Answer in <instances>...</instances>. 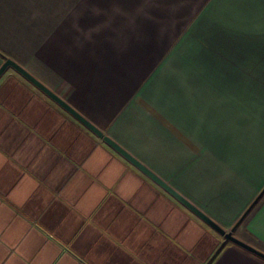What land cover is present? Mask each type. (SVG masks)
<instances>
[{
  "label": "crops",
  "instance_id": "1",
  "mask_svg": "<svg viewBox=\"0 0 264 264\" xmlns=\"http://www.w3.org/2000/svg\"><path fill=\"white\" fill-rule=\"evenodd\" d=\"M11 59L229 230L264 187V0H0ZM233 234L264 253V192ZM0 264H264L11 66Z\"/></svg>",
  "mask_w": 264,
  "mask_h": 264
},
{
  "label": "water",
  "instance_id": "2",
  "mask_svg": "<svg viewBox=\"0 0 264 264\" xmlns=\"http://www.w3.org/2000/svg\"><path fill=\"white\" fill-rule=\"evenodd\" d=\"M11 66L15 70H17L20 74L26 77L29 81H31L34 85L40 88L43 92H45L48 96H50L54 101H56L59 105H61L64 109H66L69 113H71L74 117H76L80 122H82L85 126H87L91 131H93L98 137L102 138L106 143L111 145L114 149H116L120 154H122L126 159L132 162L135 166H137L142 172L152 178L155 182H157L160 186L170 192L174 197H176L179 201H181L186 207L192 210L196 215H198L203 221H205L208 225H210L213 229H215L220 235L224 237L225 240H231L234 243L242 246L243 248L251 251L252 253L264 258V253L255 247L247 244L241 239L237 238L233 232L235 228L239 225V223L244 219L249 210L253 207V205L257 202L259 197L264 192V187L258 193V195L253 199L250 205L245 209L242 215L237 219V221L232 225L229 230L223 229L220 225H218L213 219L204 214L200 209L195 207L192 203L182 197L178 192H176L172 187L163 182L158 176H156L152 171L142 165L138 160L132 157L128 152H126L122 147H120L116 142H114L110 137L104 135L98 128H96L92 123H90L87 119H85L80 113H78L75 109H73L68 103H66L61 97L57 96L47 87H45L41 82H39L36 78L30 75L25 69H23L20 65L14 62L11 59H6L0 66V74L6 66Z\"/></svg>",
  "mask_w": 264,
  "mask_h": 264
}]
</instances>
